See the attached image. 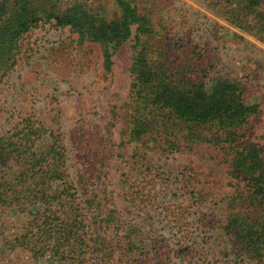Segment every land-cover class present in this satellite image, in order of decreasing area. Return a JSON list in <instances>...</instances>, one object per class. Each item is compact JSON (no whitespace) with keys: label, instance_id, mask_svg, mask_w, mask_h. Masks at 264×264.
<instances>
[{"label":"rangeland","instance_id":"obj_1","mask_svg":"<svg viewBox=\"0 0 264 264\" xmlns=\"http://www.w3.org/2000/svg\"><path fill=\"white\" fill-rule=\"evenodd\" d=\"M134 1L139 11L152 10L154 31L149 37L140 34L136 41L137 24L131 25L130 37L111 55L109 71L103 67L100 44L81 40L69 26L39 22L23 34L0 69V136L17 132L26 118L58 136L64 146L65 177L51 186L60 190L64 181L73 182L69 191L89 217L92 212L86 205L92 204L101 216L113 210L125 227L143 225L151 245L137 252L132 264H264L242 255L224 233L229 199L243 188V182L229 173L230 155L224 149L201 144L173 152L137 150L136 142L125 143L121 137L134 54L143 45L158 50L175 26L184 38L178 45L190 40L197 53L206 50L215 65L212 75L230 74L246 83L245 102L257 104L258 112L243 126L240 133L245 135L239 141L254 145L264 156L260 24L253 14H239L240 0ZM52 4L60 10L79 4L101 21L114 19L119 11L114 0ZM167 42L174 50L178 37ZM48 141L44 137L38 147ZM6 164L18 170L13 160ZM7 173L5 167L0 169V190L8 193L1 185ZM4 208L0 206V264H55L53 258L35 256L20 245L30 212ZM109 228L113 223L106 234Z\"/></svg>","mask_w":264,"mask_h":264},{"label":"trees","instance_id":"obj_2","mask_svg":"<svg viewBox=\"0 0 264 264\" xmlns=\"http://www.w3.org/2000/svg\"><path fill=\"white\" fill-rule=\"evenodd\" d=\"M114 1L118 16L101 21L79 4L60 10L52 0H0V69L24 33L39 22L52 21L69 26L81 40L98 42L103 67L109 71L111 55L130 37L131 25L137 24L136 41L140 34L149 37L154 31L151 9L139 11L134 0ZM240 1L239 14H253L260 24L258 31L264 33V0ZM172 29L158 50L143 45L134 54L121 137L125 143L136 142L137 150L173 152L193 150L201 144L224 149L230 155V175L243 182L242 190L229 199L231 213L224 233L242 255L263 262L264 156L254 145L239 141L245 135L240 131L258 112V105L245 102V82L230 74L212 75L215 65L206 50L197 53L190 40L178 45L184 38L175 32V26ZM173 36L178 37L174 50L167 42ZM24 122L12 135L0 136V169L8 170L1 183L8 193L0 190V206L30 212L26 230L19 236L20 245L35 256L53 258L55 264H132L133 256L151 245L142 233L143 225L125 227L113 210L101 216L98 208L92 210V201L86 205L92 212L89 217L75 193H70L71 181L61 183L60 190L53 188L51 183L65 177L64 146L58 136L46 132L44 124L35 125L28 118ZM47 136L50 141L39 148V141ZM9 159L18 170L6 164ZM111 223L113 228L106 234Z\"/></svg>","mask_w":264,"mask_h":264}]
</instances>
